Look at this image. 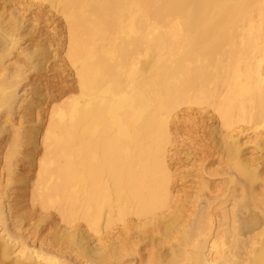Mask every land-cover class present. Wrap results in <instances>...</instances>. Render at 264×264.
I'll list each match as a JSON object with an SVG mask.
<instances>
[{
  "label": "bare ground",
  "instance_id": "obj_1",
  "mask_svg": "<svg viewBox=\"0 0 264 264\" xmlns=\"http://www.w3.org/2000/svg\"><path fill=\"white\" fill-rule=\"evenodd\" d=\"M8 1L16 12L0 18V62L20 31L43 25L63 32L64 71L56 90L22 94L25 118L1 154L6 188L37 156L27 215L49 233L33 248L10 232L0 196V264H264V204L245 220L233 200L221 218L202 216L180 190L191 177L181 167L196 160L224 164L234 200L238 178L252 198L262 178V153L249 156L240 139L264 129V0ZM45 45L39 64L53 56ZM14 77L0 80V117L14 110ZM52 92L65 95L43 116ZM19 183L29 188L26 176Z\"/></svg>",
  "mask_w": 264,
  "mask_h": 264
},
{
  "label": "rangeland",
  "instance_id": "obj_2",
  "mask_svg": "<svg viewBox=\"0 0 264 264\" xmlns=\"http://www.w3.org/2000/svg\"><path fill=\"white\" fill-rule=\"evenodd\" d=\"M38 11H39L38 8H36V9L31 10V13L34 16H36L35 13L37 14ZM15 12H16L15 8L13 7V5L8 0H0V18H1V16L9 18V17H11V15L13 16V14ZM31 13H30V15H29V13L26 14L27 15L26 17L28 19L33 18ZM42 14H44V12ZM50 28H52V27H50ZM50 28L44 27L43 25H41V27L39 28L40 33L37 32V29H34V30L29 29V30L20 31V33H19L20 39H19L17 48L12 51V54L9 57L5 58L2 62H0V80H4L6 77L10 76L14 72V74H15L14 79H16L19 82L18 83L19 86L17 89L18 95H17V99L15 101L14 110L11 112V114H8L5 116L3 113L2 116L0 117L1 126L4 128V132L1 134V138H0V158H2L0 160V167L3 166L2 165L3 164V155H1V154H5L9 150L10 143L13 144L14 137L16 138V134H17L16 132L18 131L17 127H19V122L21 120L23 121V119L25 118L24 117L25 116L24 109L23 108L18 109V107L20 105V104H18V102L20 100L24 99V97H22V94H24L25 91H27L28 93H30L28 98L37 99L38 98L37 96H40L41 93H45L44 92L45 87L47 88V91H49V92L56 90L57 89V87L55 88L56 83L51 81V78H53L55 76V74H57L59 71L61 73H62V70L64 71V69L61 67L62 63H61V59H60V58H62V55H63V49H62V46H60V45L63 42L59 41L60 35H62L63 32L61 31V29H57V28L50 31ZM43 44L44 45L46 44L45 45L46 48L51 52V54L53 56L50 57L49 61L45 62L44 64H39V62H38V59L40 58L39 52H41L40 48ZM5 46L6 45L4 43V40L1 39V37H0V53L3 52V50L5 49ZM2 48H3V50H2ZM28 54H33L34 59H32V60L27 59L26 55H28ZM58 67H61V68H58ZM62 75H63L64 83H66V86L71 87L72 81L69 80L70 78L68 76V73H63ZM65 89L67 91L69 90L67 87ZM54 93L55 92L47 94V96H45L46 98H44L43 100L40 101L41 103L44 104V106L47 107L46 108L43 106V108H46V109H44V110L41 109L42 110L41 114H43V116L45 115L48 107L50 106V104H52V102H56V99H60L65 95V94H61V95L55 96ZM55 94H59V91H57ZM23 126H25V125H23ZM21 130H22V132H21ZM21 130H20V135H24L25 131L23 129H21ZM263 130H260V133H258L259 136H257V137L264 138V131ZM248 132H245V134L242 135L243 139L242 138L240 139V144L244 141L243 142L244 145H242V148L246 150L245 153L249 152L248 153L249 156L253 155V157H257V156H260V154L262 153L261 157L263 159L264 158L263 157L264 156V151H263V149H264V141L263 140L264 139L263 140L261 139L260 140L261 142H260L258 139H255L257 137H255L256 135L253 134L254 132H252V131H248ZM260 134H261V136H260ZM262 134H263V136H262ZM179 136H181V134ZM249 138H251L253 140V142H255V143H253L251 139H250L251 142L249 141L250 143L247 142L249 140ZM12 139H13V141H12ZM245 141H246V143H245ZM247 143H249V144H247ZM254 144L259 145V146L262 145L261 149L259 148V146L257 148V146H255ZM8 145H9V147H8ZM262 147H263V149H262ZM251 150H253V151H251ZM36 158H37V156H35L34 157L35 160L28 165L29 167H27V166L21 167L19 165V167L17 169L14 168V173L17 176L15 178L16 183H13L12 185H10L8 187L9 189L6 188L7 182L5 181V180H8V177H7L8 173L4 170L2 172V174L0 175V196H3V195H5V197L7 196L5 198V200H2V201H4V206H6L7 204H8L7 207L11 206V208H8L9 210H7V212H6V214L9 213L7 226L9 228L10 232H14V234L16 233V235H18L20 238L24 239L26 241V243L28 245H30V247H33V248H38V245L40 244V242L45 238L46 234L49 233V231H48V229H46V227H42V226H41V228H40V226L37 227L40 224L38 221L39 218L37 217V215L34 216V213L31 215H27V213L30 212V209H29L30 208V205H29L30 204V196L29 195H30V191H31L30 184L33 182L34 177H35V169L34 168H35ZM215 160H217V158L216 159L214 158V161H213V159L212 160L208 159L206 162H204V164L203 163L200 164V160H196V163H195L196 165L193 164V161H192L191 163L193 164V166L190 163L188 165H183L181 167V169L188 170V172L191 173L190 174L191 177H188L186 179V183H184L183 185L180 186L181 189L178 187V189L181 190V193H183L182 195H184L186 197L185 202L186 203L188 202L187 203L188 205H185V206H187L186 208H188V207L189 208L186 210L191 211V212L193 211L192 213L197 212L199 215H202V216H206L208 213H211V214L213 213L214 215L219 216L218 218H221L223 209H225V207L228 209L231 208V201L233 200V201H237L238 203L241 202L240 206H238L239 208L236 207V210L238 209L240 211L239 216L241 219H244V220L248 219L249 217L254 216V214L255 215L257 214V216L261 215V210L263 209L262 206L264 204V199H263L264 198L263 197L264 196V187H263L264 186V173H262V172H264V167H263L264 165L262 166V164H261L262 167H260L263 170L261 172V176H260V178L261 177L263 178V181L261 178V180H258L256 182V185L255 184L253 185V192H252L253 198H252V196H249V195H251L250 192L243 187V182H242L241 178H238V181H237L238 184L235 185V193H234L237 200L236 199L234 200V199H232V191L233 190H232V188H230L231 183H230L229 174L225 173V171L223 169L224 164L221 162H220L221 163L220 164L218 162V160L217 161H215ZM31 164H32V166H31ZM205 164H206V166L208 165V167H206ZM218 164L220 166H218ZM199 165H200V167H198ZM202 165L205 166L206 171L201 173V171L199 169H201ZM222 166H223V168H222ZM217 167H218V169L220 168L219 173H218ZM213 168L215 169V171L217 170V172H215ZM209 169L214 171L213 176L209 174L211 172V170H209ZM213 171L211 173H213ZM199 172H200V174L197 175ZM222 172H224V173H222ZM195 175H197V176H195ZM203 175H205V176H203ZM25 176L29 182L28 186H27L29 188H27V190L26 189L23 190L21 186L19 187L20 177H25ZM206 176H208V177H206ZM194 177H196V178H194ZM17 179H19V180H17ZM203 179H204V182H203ZM205 180H206V183H205ZM260 182L262 183L263 186L261 185ZM203 183H205L206 186ZM203 186H205V187H203ZM7 189H8V191H7ZM241 191H242V193H241ZM227 193H229L230 195L229 194L227 195ZM240 193L244 196V198ZM257 194L260 196V198L256 196ZM224 196H225V198H224ZM230 196H231V198H230ZM247 196H248V198H247ZM215 197H216V199H215ZM261 198H262V200H261ZM226 199H227V201H226ZM251 199H253V200H251ZM217 201L219 204L217 203ZM260 201H263V202L261 203ZM185 202H184V204H186ZM222 203H223V205H222ZM258 203H260L262 206H260V204L258 205ZM221 205H222V207H221ZM224 205H227V206L224 207ZM23 207H24V210L27 209L28 211L22 212L21 210ZM260 208H262V209L260 210ZM29 217H32V218H29ZM21 218H23V219H21ZM40 225H42V224H40ZM245 238H247V237H243V239H245Z\"/></svg>",
  "mask_w": 264,
  "mask_h": 264
}]
</instances>
